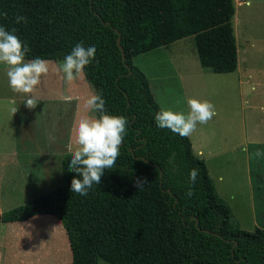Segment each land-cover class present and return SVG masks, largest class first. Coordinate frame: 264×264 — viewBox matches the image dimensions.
<instances>
[{"label":"trees","instance_id":"1","mask_svg":"<svg viewBox=\"0 0 264 264\" xmlns=\"http://www.w3.org/2000/svg\"><path fill=\"white\" fill-rule=\"evenodd\" d=\"M234 14V0H0V26L15 29L29 49L25 60L63 61L77 43L95 46L84 77L105 100L106 114L128 120L116 167L105 169L87 196L72 193V179L82 177L69 171L66 155L64 184L0 214V223L55 217L71 264H264V156H254L264 145L249 147L260 224L248 232L233 221L189 137L156 125L162 110L133 65L141 54L192 37L202 68L235 72ZM18 16L26 23H16ZM193 168L199 176L191 185Z\"/></svg>","mask_w":264,"mask_h":264},{"label":"rangeland","instance_id":"2","mask_svg":"<svg viewBox=\"0 0 264 264\" xmlns=\"http://www.w3.org/2000/svg\"><path fill=\"white\" fill-rule=\"evenodd\" d=\"M234 6L232 25L238 51L235 72L215 74L202 68L192 37L141 54L133 58V65L149 77L161 110L187 114L188 99L209 101L215 106L218 115L207 124H198L190 136L193 153L204 161L233 221L240 229L253 232L260 223L248 153L251 145H264V0H251V7L247 0H234ZM62 62L49 61L48 75L42 77L35 92L38 103L34 109L26 107L25 97L12 90L7 67L0 63V141H13L17 152L40 156L37 164L50 177L51 191L64 184L61 161L73 154L68 151L69 143L73 151L78 147L76 125L81 118L95 117L92 110L84 108L94 94L92 86L84 75L66 83L60 71ZM65 96L72 99L66 101ZM13 108L17 109L15 113ZM198 149L202 156L197 155ZM36 172L41 174L39 169Z\"/></svg>","mask_w":264,"mask_h":264},{"label":"clouds","instance_id":"3","mask_svg":"<svg viewBox=\"0 0 264 264\" xmlns=\"http://www.w3.org/2000/svg\"><path fill=\"white\" fill-rule=\"evenodd\" d=\"M247 6L251 7V0H247ZM25 22L22 16L16 17V23ZM28 47L15 34L0 26V63L7 67V77L12 90L25 97L24 104L29 109L37 106L35 92L41 84L42 77L49 72V61L45 59L25 60ZM95 46L85 48L83 42L77 43L68 54L60 67L66 83H72L84 75V69L95 59ZM70 101V96H65ZM189 112H173L162 110L155 116L156 125L167 128L181 137H190L197 129L198 124H207L218 113L215 106L209 101L188 99ZM85 109L99 113V118H81L75 128V144L78 146L73 151L72 143L67 145L68 151L72 152L68 168L69 171L78 174L82 179L73 178L71 181L72 193L87 196L93 185H100L105 169L111 170L116 167V160L120 155V147L127 134L128 120L123 116L106 114L105 100L99 94L91 95L84 103ZM13 113L17 109L13 108ZM247 152V147L243 148ZM256 158L264 156V153L256 151ZM199 170L191 169L189 180L194 185ZM144 181H138L140 188ZM194 193L190 188L187 195Z\"/></svg>","mask_w":264,"mask_h":264},{"label":"crops","instance_id":"4","mask_svg":"<svg viewBox=\"0 0 264 264\" xmlns=\"http://www.w3.org/2000/svg\"><path fill=\"white\" fill-rule=\"evenodd\" d=\"M140 71L146 76L153 95L149 77L144 70ZM197 155L202 156V150L198 149ZM39 158L35 154L17 152L13 141H0V214L56 189L50 190L51 179L43 173L41 164H37ZM38 169L41 174L36 172ZM0 264H71L63 227L50 215L34 216L24 222L0 223Z\"/></svg>","mask_w":264,"mask_h":264},{"label":"water","instance_id":"5","mask_svg":"<svg viewBox=\"0 0 264 264\" xmlns=\"http://www.w3.org/2000/svg\"><path fill=\"white\" fill-rule=\"evenodd\" d=\"M117 46L122 52V59H124V52H123V49H122L121 45L119 44V38L117 39ZM126 67H128L127 64H126ZM128 70H129V72H131L129 67H128Z\"/></svg>","mask_w":264,"mask_h":264}]
</instances>
